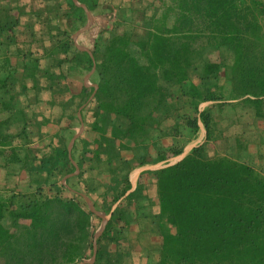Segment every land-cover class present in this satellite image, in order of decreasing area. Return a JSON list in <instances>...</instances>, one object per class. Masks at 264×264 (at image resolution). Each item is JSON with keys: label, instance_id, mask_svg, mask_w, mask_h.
<instances>
[{"label": "trees", "instance_id": "1", "mask_svg": "<svg viewBox=\"0 0 264 264\" xmlns=\"http://www.w3.org/2000/svg\"><path fill=\"white\" fill-rule=\"evenodd\" d=\"M78 2L116 10L93 59L72 0H0V264L91 257L101 220L67 187L108 216L92 264H264V0Z\"/></svg>", "mask_w": 264, "mask_h": 264}, {"label": "rangeland", "instance_id": "2", "mask_svg": "<svg viewBox=\"0 0 264 264\" xmlns=\"http://www.w3.org/2000/svg\"><path fill=\"white\" fill-rule=\"evenodd\" d=\"M87 11L89 12V14L92 18V22H91L90 26L87 28V30H85V31H83L77 35H75V33L78 30H80L85 25V23L83 24V26H81L80 28H77V29H76V26H74V30H76V31H73V28H72L71 39L73 42V46L77 50L84 48V49H87L89 51H92L93 46H94V40L97 37L98 33L101 30L111 28V25H112L113 20H114V16L116 15V10L114 8H111L110 3H108V4L106 3V5L101 4L99 7L95 8V9H88L87 8ZM88 74L89 73H87L85 75L76 74V75H72V76L68 77V82L70 84L72 92H78L80 90V87H82L84 84L86 85V89L88 92L89 89L93 88V86L96 85L97 80H96V76L94 75V73H92L90 75H88ZM206 105H208V104L201 105V109L204 108ZM81 120H82V118H81ZM80 127H81V121L78 119V121L76 122V124L74 126V133L78 132L80 130ZM204 138H205V132H204L203 127L200 126V130H199L197 137L194 139L193 142H191L190 144L185 146L184 152L188 151L190 148H192L196 145L201 144L204 141ZM179 161H180V158L176 157L174 159H170L167 162L160 163L155 168L157 170H160V169L166 168L168 166L174 165ZM71 182L74 183V181H71ZM62 184H65V183H62ZM70 186H71V184H70ZM152 189L153 188L150 185L151 192H152ZM104 218L106 220L108 219L107 216H104ZM97 225H98L97 226V229H98L100 223H98ZM88 259H90L89 255H88L87 260ZM87 260H85V261H87ZM136 262L141 263V262H143V259L137 258Z\"/></svg>", "mask_w": 264, "mask_h": 264}, {"label": "water", "instance_id": "3", "mask_svg": "<svg viewBox=\"0 0 264 264\" xmlns=\"http://www.w3.org/2000/svg\"><path fill=\"white\" fill-rule=\"evenodd\" d=\"M74 5L77 6V7H80L81 9H83L84 13H85V16H86V22H85V25L80 29L78 30L75 35L87 30V28L90 26L91 22H92V18L89 14V12L87 11V8L85 5L83 4H80L78 2V0H72ZM88 55L91 57V59H93L92 57V51H89V50H85ZM95 71V64L93 63V66H92V69L91 71L89 72L88 75L94 73ZM94 89L97 88V85H94L93 86ZM92 97V96H91ZM91 97L89 98V100L91 99ZM82 108V107H81ZM81 108L79 109L78 113H77V118L80 119L81 116H80V110ZM83 130V127L81 126L80 127V130L78 131V133H76V135H74L72 137V139L69 141L68 143V146H67V151H68V154H69V160H70V163L74 166L75 168V171L74 173L70 174L69 176H73V175H76L78 173V169H77V166L75 164V162L71 159V156H70V152H71V148H72V145L74 143V141L77 139V137L79 136V134L82 132ZM62 183H64V181H62ZM82 198L84 199L87 207H88V210L93 213L95 216H97L101 221H100V225L97 229V231L94 233L93 235V239H92V255L90 257V259H88L87 261H84L82 264H92L94 262V259H95V254H96V245H97V241L98 239L101 237L104 229H105V226L107 224V220L104 218V214L99 212L96 207L93 205L92 201L90 198H88L87 196H82Z\"/></svg>", "mask_w": 264, "mask_h": 264}, {"label": "crops", "instance_id": "4", "mask_svg": "<svg viewBox=\"0 0 264 264\" xmlns=\"http://www.w3.org/2000/svg\"><path fill=\"white\" fill-rule=\"evenodd\" d=\"M80 49V48H79ZM85 50H87V49H84V48H82V49H80V50H78V51H80V52H86ZM87 53V52H86ZM70 86V85H69ZM82 87H85L86 88V85L84 84ZM82 87H80V90L78 91V92H72V94H74V95H76V94H78V93H80V91H81V89H82ZM70 90H71V87H70ZM82 107V108H81ZM81 108V110H80V116H81V112L82 111H86L87 110V102L86 103H83V105H81L80 107H79V109ZM79 109H78V111H79ZM78 111H77V113H78ZM77 113H76V122L78 121V118H77ZM81 118H82V116H81ZM81 118L79 119L80 121H81V126L83 127V130H82V132L79 134V136L77 137V139L74 141V143H73V145H72V147L74 146V149H75V151L77 152L76 153V156H75V158H76V160H77V158L79 157V151L81 150V144H80V141H79V137H80V135H82L85 131H86V128H85V124L82 122V120H81ZM73 130V135L71 136V138H70V140L72 139V137L74 136V135H76V133H78V132H76V133H74V128L72 129ZM69 140V141H70ZM194 140H192L191 142H193ZM191 142H189L188 144H190ZM69 143V142H68ZM188 144H186V145H188ZM200 145V144H199ZM199 145H196V146H194V147H192V148H190L188 151H186V152H184V149H183V152L179 155V156H177V157H179L180 158V160L191 150V149H194V148H196V147H198ZM67 146H68V144H67ZM185 148V147H184ZM71 150H72V148H71ZM70 154H71V152H70ZM174 158H176V157H173V158H170V159H174ZM72 159V158H71ZM169 159V160H170ZM75 159H73V161L75 162L76 161ZM169 160H167V161H169ZM167 161H165V162H167ZM160 163H163V162H160ZM160 163H157V164H153V165H145V166H142V167H138V168H136V169H134L133 171H131L130 172V174H129V182H130V184H131V189L127 192V194L128 193H130L131 191H133L134 190V188H135V186H136V183H137V180H138V177H139V175L141 174V173H143V172H147V173H149L150 175H152L155 171H157V169L155 168L157 165H159ZM178 163V162H177ZM176 163V164H177ZM76 164V163H75ZM78 174V173H77ZM76 174V175H77ZM73 176H75V175H73ZM68 177H72V176H66V177H64L62 180H61V182L62 181H64V183H65V181H66V179L68 178ZM152 178V177H151ZM62 184V183H61ZM71 184H74V183H71ZM65 185V184H64ZM72 193H77L78 195H80L81 197L84 195V196H86L85 194H83V193H81L80 191H76L74 188H70V187H67ZM88 198H90L89 196H87ZM91 199V198H90ZM91 201H92V203H93V205L96 207V209L99 211V212H101V213H103L100 209H99V207L97 206V205H95V203H94V201L91 199ZM88 208V207H87ZM104 214V213H103ZM104 216H106V215H104ZM108 217V216H107ZM108 220V219H107ZM97 231V230H96ZM133 232H131V238H132V236H133V234H132ZM88 255H90V254H88Z\"/></svg>", "mask_w": 264, "mask_h": 264}]
</instances>
